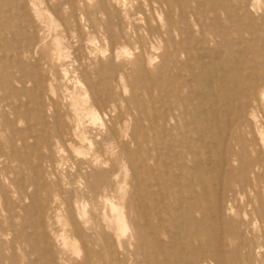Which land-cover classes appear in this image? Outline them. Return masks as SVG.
<instances>
[{"label":"rangeland","instance_id":"obj_1","mask_svg":"<svg viewBox=\"0 0 264 264\" xmlns=\"http://www.w3.org/2000/svg\"><path fill=\"white\" fill-rule=\"evenodd\" d=\"M147 2L0 0V169L3 159H33L34 165L40 164L37 159L64 160L59 172L60 184H54L49 172H40L45 185L41 196L48 207L44 209L42 217L45 226L48 225L45 215L51 216L46 231L53 239L54 234L61 232L56 213L63 214V218L67 215L65 204L61 201L69 196L71 189L79 188V184L84 183L85 175L73 167V159L82 158L71 155L61 142L47 146L35 142L33 138L27 137L25 141L15 138L24 137L27 132L34 137L45 138V130H51L53 117H58L64 123L69 119L71 125L78 122L79 130L93 141L94 146L97 140L107 135L109 117H118L120 146L113 147L120 155L113 158L106 156L104 159H115L120 173L118 199L126 221V229L121 231L122 239H128L134 233L131 220H136L137 216L129 206L136 199L141 205L139 222L143 225L144 215L148 212L147 203L150 202L147 185L151 177L158 176L167 185L171 194L169 198L181 190L186 202H190L191 197L204 203L206 195L221 192L226 208L222 224L225 252L243 241L252 257L250 263L244 264H264V222L255 213L257 206H261L264 213V159H257L251 150H247L244 158L258 167L245 171L237 160L239 149L234 146V139L227 145L226 160L219 159L216 153L224 146L219 145L216 152L209 153L198 141L196 117L189 115L186 107H191L198 98L195 77L200 74L198 59L187 61L183 55L178 58L173 56V60L178 59L182 74L174 88L180 90L184 106L177 121L180 131L172 128L168 139L164 132L163 117L167 108L162 90L164 56L169 50L177 52L174 47L182 44L191 48L193 54L197 52L194 50H199L211 57L216 55L225 66L237 69L240 77L237 85L241 91L245 85L250 86L259 73L264 74V25L252 27L251 30L247 27L248 32L236 36L229 33V22L224 15L220 25L210 26L207 21L203 27L198 19L209 10L193 4V0H168L172 8H182L187 14L182 15L177 9L168 17L162 7L156 8L155 18ZM212 3L216 5L217 0H212ZM233 3L234 0H225L228 7ZM243 20L240 23H245ZM200 28L204 29L205 38L200 35ZM212 36L217 38L213 46L206 42ZM111 73L121 75V80L112 79ZM259 82L262 83L261 80ZM94 89L99 91L100 98L93 99L91 91ZM7 100L20 104L18 119L14 120ZM96 100H101L105 106L95 104ZM217 105L223 107L220 102ZM88 110L95 113L94 121L86 115ZM258 112L257 123L263 132L257 136L249 135L248 139L264 138V102L258 107ZM222 113L226 119L225 112ZM76 114H79V120ZM175 124L174 120L172 126ZM59 146L63 151L58 152ZM82 147L87 152L92 149L87 144ZM198 153H202L203 158L210 154L211 159H198ZM150 159H158V162L152 165ZM165 163L172 168L167 174L162 166ZM35 170L23 167L19 175L27 179L37 178L39 173ZM0 181L4 184L2 175ZM247 183L254 186L247 187ZM81 198L86 200L87 196L81 195ZM11 204H17L13 194ZM210 206V213L214 214V207ZM14 211L23 214L18 209ZM211 214L208 220L214 225ZM7 215L0 194V257L5 255L8 238H36L33 228L23 224H15L11 235H5ZM25 216L26 220L32 217L30 212ZM196 219L201 220L200 213H196ZM189 224L193 230L197 228L196 223ZM208 228L212 239L217 238L218 230ZM231 232L234 238L230 239L228 235ZM131 241L134 242L133 239ZM197 246L195 243V250L199 249ZM23 250L28 249L25 247ZM13 253L14 264L27 262L16 246ZM191 254L189 251L183 253L185 259ZM142 257L140 255L139 258L143 260ZM56 259L55 264H75L77 260L68 251ZM201 261L216 264L214 260ZM230 264L243 262L230 257Z\"/></svg>","mask_w":264,"mask_h":264},{"label":"bare ground","instance_id":"obj_2","mask_svg":"<svg viewBox=\"0 0 264 264\" xmlns=\"http://www.w3.org/2000/svg\"><path fill=\"white\" fill-rule=\"evenodd\" d=\"M147 1L153 18L157 14L156 8L162 7L168 17L177 9L182 15L187 14V11L182 8L176 9V6L172 8L168 0ZM193 4L207 8L210 12L204 13L198 19L203 27L206 26L207 21L210 26L220 25L222 15L229 22V33L236 36L248 32L247 27L251 30L252 27L259 28L264 25V2L261 0H234L233 5L229 7L225 5V0H217L216 5H213L212 0H193ZM242 19L245 23H240ZM157 26L159 27V25ZM149 28L152 27L149 26ZM199 33L205 38L203 28L199 29ZM206 42L213 46L217 43V38L212 36ZM174 48L177 52L169 50L164 56L163 63L162 90L166 97L165 106L167 108L163 120L166 139L171 136L172 128L180 131L177 121L181 117V107L184 106L180 98V90L178 87L174 88L182 74L177 64L178 59L173 60V56L178 58L183 55L187 61L198 59L200 74L199 76L195 75L198 82L196 87L198 98L191 107L186 106L189 109V115L196 117L195 130L198 141L209 153L216 152L219 145L224 146L216 153L219 155V159L226 160L227 145L234 139V146L239 149L237 160L240 162V168L245 171L251 170L252 167L255 169L257 165L251 164L244 157L246 156L245 152L251 150L257 159H264V138L258 136L248 139L249 135L257 136L263 132L257 122L258 107L264 102V74L259 73V76L251 81L252 84L245 85L241 91L237 85V81L240 80L237 69L225 66L218 56L211 57L199 50H194L197 52L193 54V50L183 44ZM110 66L113 67V64L110 63ZM110 76H113L112 79L121 80V75L116 73H111ZM260 80L262 83L259 82ZM91 93L93 99L100 98L97 89L92 90ZM174 97L176 100H173ZM219 102L224 108L217 105ZM95 104L105 106L101 100H96ZM7 105L15 116L14 120L18 119L21 111L20 104L7 100ZM231 110H233L232 121ZM222 111L225 112L226 119H224ZM86 115L93 121L96 118L92 110H88ZM76 117L78 120L80 119L79 114H76ZM174 120L176 124L172 126ZM108 121L110 124L107 135L104 139L97 140L94 146H92L93 141L91 142L79 130L78 122L71 125L69 119L64 123L58 117H53L51 130H45V138L34 137L30 132H27L24 137L15 138V140L25 141L29 137L33 138L35 142L47 146L61 142L71 155L82 158L73 159V167L76 171L82 172L85 178L84 183L79 184V188L71 189L69 196L61 201L62 204H65L64 210L67 215L63 218V214L56 213L61 232L58 235L54 234L53 239H50L46 230L50 225L51 216L45 215L48 221V225L45 226L42 217L44 209L47 210L48 207L45 206L41 196V190L45 185L41 181L40 172H44V170L49 172L54 179V184H60L59 172L64 160L37 159L40 164L34 165L33 159H3L0 175L4 178V184L0 181V194L8 212L5 219V235H11L15 224H23L25 227L33 228L36 238L29 240L19 239V237L16 240L8 238L5 255L0 257V264H14V246L22 252L23 259L27 258L25 264H55L56 258L67 251L77 259L75 264H205L201 261L202 259L214 260L216 264H230V257L242 261L243 264L251 262L250 251L245 249L243 241L232 245L225 252L222 224L226 208L222 203L221 192L217 195H206L204 203L201 199H192L191 197H189L190 202H186L183 200L185 194L180 192L181 190L176 196L169 198L171 194L167 185L162 183L161 177L158 176L151 177L147 185L150 202L147 203L148 212L144 215L143 225L139 222L141 220V205L136 199V202H131L129 206L130 211L137 216L136 220H131L134 233L128 239H122L121 231H125L126 221L118 199V194L121 191L119 189L120 173L115 165V159H104L106 156L113 158L120 155L113 147L120 146L118 142L119 129L117 128L118 117L110 116ZM83 130L85 131V129ZM53 133L54 135H52ZM53 136L55 138H52ZM83 144L92 148L91 151L87 152L83 149ZM61 151L63 149L59 146L58 152ZM198 159H211V155L203 158L202 153H198ZM150 160L153 161L152 165L158 162V159ZM162 166L166 174L172 169L167 163ZM23 167L30 170L36 169L35 171L39 173L37 178L27 179L20 176L19 173ZM135 186L137 190V184ZM246 186L253 187L254 184L247 183ZM120 188L122 189L121 185ZM12 194L17 199L15 206L11 204ZM81 195L87 196V199H82ZM168 201H170L169 208L167 207ZM210 205L214 207V214L210 213ZM16 209L23 214L15 212ZM27 212L32 215L31 218H28L29 221L25 219ZM196 213H200L201 220L197 221ZM255 213L264 222L261 206H257ZM210 214L214 219V225L208 220ZM187 221L196 223L197 228L193 230ZM208 227L216 228L219 232L214 240ZM233 235L231 232L228 236L231 239L234 238ZM19 236L21 237L20 233ZM132 239L134 242L131 241ZM188 239L190 240L188 241ZM195 243L201 251L195 250ZM25 247L28 250H23ZM184 251L191 252V257L185 259ZM140 255L143 256V260L139 258ZM61 264L66 263L62 262Z\"/></svg>","mask_w":264,"mask_h":264}]
</instances>
